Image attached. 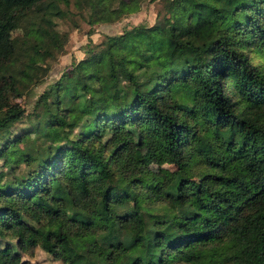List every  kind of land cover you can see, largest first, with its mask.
<instances>
[{"label": "trees", "instance_id": "trees-1", "mask_svg": "<svg viewBox=\"0 0 264 264\" xmlns=\"http://www.w3.org/2000/svg\"><path fill=\"white\" fill-rule=\"evenodd\" d=\"M142 1L75 0L90 22ZM167 1L154 23L86 48L26 110L15 98L46 69L14 54L10 25L31 12L23 42L48 60L61 11L0 0V264H34L36 245L64 264H264V0ZM172 18L186 22L181 52ZM137 147L218 168L192 187L194 166L160 176Z\"/></svg>", "mask_w": 264, "mask_h": 264}, {"label": "rangeland", "instance_id": "rangeland-1", "mask_svg": "<svg viewBox=\"0 0 264 264\" xmlns=\"http://www.w3.org/2000/svg\"><path fill=\"white\" fill-rule=\"evenodd\" d=\"M168 3L167 0H143L140 8L128 12L118 19L106 22H90L88 21V7L84 9L81 8V4L77 6L75 0H40L39 7L48 6L50 9L61 11L57 19L58 29L52 33L58 40L63 41L64 46L56 57L47 60L40 50L23 42V34L31 12H24L11 23L10 33L14 42V54L22 58L31 54L35 62L38 63V67L42 66L46 69L41 81L29 85V89L21 96L15 98V100L20 101L26 110H29L38 93L48 82L53 81L64 69L70 67L71 61L82 60L81 58L87 55L86 48L91 47L93 43L101 42L107 34L121 32L130 23H154L158 16L166 12ZM185 27L186 22H184L183 18H172L171 22L166 25V37L171 42L176 41L175 46L180 52L186 49L184 39L181 36V32ZM256 59L264 65V57L256 56ZM126 138L127 136L120 132L114 143L118 144ZM135 155L160 176H167L176 171H181L187 166H194L197 172L189 177V183L192 187L201 185L205 178L211 179L210 172L218 168L210 165L207 161H203L200 156H195L181 164H176L173 162L153 161L147 148L137 147ZM46 206L51 210L54 208L53 204L46 203ZM27 254L23 252V255L28 256L34 264H64L62 259L53 258L39 245L33 248L31 254Z\"/></svg>", "mask_w": 264, "mask_h": 264}]
</instances>
